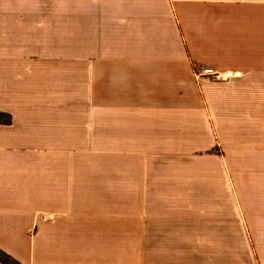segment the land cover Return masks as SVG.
Listing matches in <instances>:
<instances>
[{"label": "crops", "instance_id": "crops-1", "mask_svg": "<svg viewBox=\"0 0 264 264\" xmlns=\"http://www.w3.org/2000/svg\"><path fill=\"white\" fill-rule=\"evenodd\" d=\"M0 113L20 264H264V0H0Z\"/></svg>", "mask_w": 264, "mask_h": 264}, {"label": "trees", "instance_id": "trees-1", "mask_svg": "<svg viewBox=\"0 0 264 264\" xmlns=\"http://www.w3.org/2000/svg\"><path fill=\"white\" fill-rule=\"evenodd\" d=\"M11 117L8 114L0 113V124L10 125ZM0 262L3 264H20L13 257L6 254V252L0 250Z\"/></svg>", "mask_w": 264, "mask_h": 264}, {"label": "rangeland", "instance_id": "rangeland-1", "mask_svg": "<svg viewBox=\"0 0 264 264\" xmlns=\"http://www.w3.org/2000/svg\"><path fill=\"white\" fill-rule=\"evenodd\" d=\"M243 198V197H241ZM245 198H243V201H244ZM209 202V201H208ZM208 206H209V203H208ZM196 209H190L188 211H186V217L182 218V221H194L196 222ZM213 211L211 210H208L206 209L203 213H204V217L205 215H208V214H212ZM156 213H159V215H156L155 219H160V220H167L166 217L163 216V210H160V209H157L156 210ZM206 220V218H205Z\"/></svg>", "mask_w": 264, "mask_h": 264}, {"label": "built area", "instance_id": "built-area-1", "mask_svg": "<svg viewBox=\"0 0 264 264\" xmlns=\"http://www.w3.org/2000/svg\"><path fill=\"white\" fill-rule=\"evenodd\" d=\"M235 75L231 71L216 72L212 73L210 78L214 82H227L230 78L232 79Z\"/></svg>", "mask_w": 264, "mask_h": 264}]
</instances>
